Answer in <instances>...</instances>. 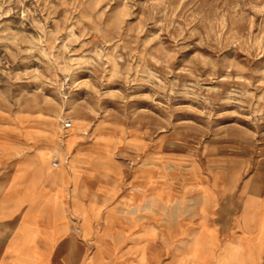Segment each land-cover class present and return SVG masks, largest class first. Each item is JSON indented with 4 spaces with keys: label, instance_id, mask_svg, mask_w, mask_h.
I'll return each instance as SVG.
<instances>
[{
    "label": "rangeland",
    "instance_id": "1",
    "mask_svg": "<svg viewBox=\"0 0 264 264\" xmlns=\"http://www.w3.org/2000/svg\"><path fill=\"white\" fill-rule=\"evenodd\" d=\"M263 184L264 0H0V196L69 188L99 245L128 212L110 264H199Z\"/></svg>",
    "mask_w": 264,
    "mask_h": 264
},
{
    "label": "crops",
    "instance_id": "2",
    "mask_svg": "<svg viewBox=\"0 0 264 264\" xmlns=\"http://www.w3.org/2000/svg\"><path fill=\"white\" fill-rule=\"evenodd\" d=\"M24 194V188H10L0 196V264H110L102 242L109 237L114 247L119 244L121 233L113 235L110 228L127 218L124 208L107 211L99 245L91 207L85 206V215L77 213L79 220L71 217L69 188L61 200L50 198L44 204L18 199ZM240 195L233 208L220 209L219 215L215 210L212 228L204 232L212 236V245L199 252V264H264V184L247 186ZM153 207L150 200L147 208ZM110 213L113 217L107 219ZM138 222L133 216V225Z\"/></svg>",
    "mask_w": 264,
    "mask_h": 264
},
{
    "label": "built area",
    "instance_id": "3",
    "mask_svg": "<svg viewBox=\"0 0 264 264\" xmlns=\"http://www.w3.org/2000/svg\"><path fill=\"white\" fill-rule=\"evenodd\" d=\"M70 124H71L70 122H67L66 126H70ZM52 162H53V166H57L59 163V161L57 159H54Z\"/></svg>",
    "mask_w": 264,
    "mask_h": 264
}]
</instances>
